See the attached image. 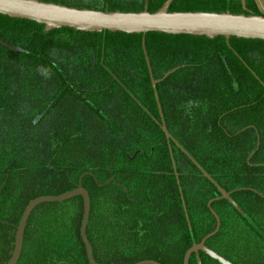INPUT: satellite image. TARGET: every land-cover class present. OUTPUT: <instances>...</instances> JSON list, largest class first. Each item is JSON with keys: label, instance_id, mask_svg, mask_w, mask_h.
I'll return each mask as SVG.
<instances>
[{"label": "trees", "instance_id": "trees-1", "mask_svg": "<svg viewBox=\"0 0 264 264\" xmlns=\"http://www.w3.org/2000/svg\"><path fill=\"white\" fill-rule=\"evenodd\" d=\"M40 1L153 13L167 0ZM168 11L264 17L254 0H174ZM151 77L162 79L159 108ZM79 184L96 264H183L215 230L212 211L220 228L205 246L264 264V41L46 31L0 15V264L27 204ZM82 217L80 196L37 205L17 264H89ZM198 260L219 264L202 252L187 264Z\"/></svg>", "mask_w": 264, "mask_h": 264}, {"label": "water", "instance_id": "water-1", "mask_svg": "<svg viewBox=\"0 0 264 264\" xmlns=\"http://www.w3.org/2000/svg\"><path fill=\"white\" fill-rule=\"evenodd\" d=\"M174 0H167L160 9L153 13L144 10L141 12H102L90 9H76L56 3L42 2L40 0H0V15L12 19H21L43 25L46 31L54 29L69 28L81 32H121L126 34L163 33L167 35H191L206 37L209 39L223 37L228 44L231 37L238 39H251L264 41V17L253 14H231L208 13V12H169L168 8ZM242 8L245 10V0H240ZM148 0H145L147 3ZM166 73L162 79L167 77ZM151 75V74H150ZM153 80L155 100L159 108L156 93V84L161 81ZM162 129L167 140V133L162 114L159 110ZM210 181V177L205 175ZM221 193V198L228 197L222 189L217 187ZM80 196L83 202V217L80 226V238L84 245L86 258L89 264H96L91 257L90 245L85 236L86 223L89 216V196L79 184L76 189L59 196L38 197L30 201L25 207L19 224L16 228L15 242L12 255L6 264H17L21 254L24 228L27 219L33 209L42 203H54L67 201L70 198ZM210 202L208 203V206ZM216 220L215 230L205 236L199 243L191 246L184 254L183 264H187L192 254L204 253L219 264H230L219 257L205 246V241L217 233L220 222L217 215L212 211ZM135 264H159L154 261H140ZM198 264L201 261L198 260Z\"/></svg>", "mask_w": 264, "mask_h": 264}, {"label": "rangeland", "instance_id": "rangeland-1", "mask_svg": "<svg viewBox=\"0 0 264 264\" xmlns=\"http://www.w3.org/2000/svg\"><path fill=\"white\" fill-rule=\"evenodd\" d=\"M258 10L264 13V0H254Z\"/></svg>", "mask_w": 264, "mask_h": 264}]
</instances>
